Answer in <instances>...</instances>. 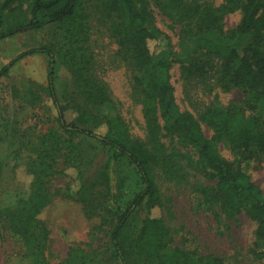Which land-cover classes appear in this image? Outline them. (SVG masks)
Here are the masks:
<instances>
[{
  "label": "trees",
  "instance_id": "obj_1",
  "mask_svg": "<svg viewBox=\"0 0 264 264\" xmlns=\"http://www.w3.org/2000/svg\"><path fill=\"white\" fill-rule=\"evenodd\" d=\"M23 1L0 3V40L27 30L59 27L70 56L67 68L72 77L67 107L56 88L53 45L21 53L0 72L8 75L18 59L33 54L45 53L49 57L47 93L59 127L42 133L36 144L25 140L24 159L16 157L14 161L25 169L30 185L3 209L11 230L23 240L29 264H50L46 254L49 230L37 217L53 200L49 183L62 173L60 165L77 173V188L69 189L65 196L83 204L88 218L99 210L112 217L104 222L108 226L104 230L107 248L103 251L107 262L224 264L221 258L180 246L167 252L174 238L161 215L162 178L178 185L193 177L198 197L211 213L227 221L246 214L256 223V242L264 246L263 192L239 173L219 149V145H226L247 161L264 156V116L259 114L264 109V0H223L220 6L199 0H169L179 9L181 20L188 21L198 50L189 66L184 65L183 73L193 78L211 77L218 92L243 95L240 100L224 104L218 93L199 116L181 111L177 104L170 71L180 59L171 49H155L162 41L161 31L155 27L153 6L148 0H35L28 15L5 26L4 13L16 11L14 5ZM87 3L94 4L110 22L109 33L119 54L136 67L135 81L144 98L148 141L136 139L125 120L119 117L113 122L102 113L113 100L108 86L94 70ZM235 12L241 14L239 24L226 29V16ZM67 109L76 113L71 122L66 120ZM204 125L212 132L210 138ZM84 142L124 156L136 167L143 189L122 209L107 199L111 194L109 161L92 176L83 169ZM177 146L193 149L197 155L184 161L172 153ZM2 168L0 161V175ZM123 184V177L118 175V192ZM68 257L71 263L84 258L79 253ZM83 262L87 263L85 259Z\"/></svg>",
  "mask_w": 264,
  "mask_h": 264
},
{
  "label": "rangeland",
  "instance_id": "obj_2",
  "mask_svg": "<svg viewBox=\"0 0 264 264\" xmlns=\"http://www.w3.org/2000/svg\"><path fill=\"white\" fill-rule=\"evenodd\" d=\"M4 1L0 0V3ZM148 1L153 6L155 27L161 31L162 41L155 45V49H171L180 59L170 71L180 110L199 116L218 93H221L219 98L224 104L242 99L240 92L222 93L215 90L217 86L211 77L193 78L183 73L184 65L189 66L191 58L198 51L188 21L181 20L182 14L169 0ZM199 1L220 6L223 0ZM34 2L24 0L20 5L15 4L16 11L4 13V25L21 21L23 14H29ZM86 8L90 16L89 44L95 57L94 70L97 77L108 86L113 100V104L104 107L102 113L113 122L119 117L125 120L136 139L148 141L143 116L144 98L135 81L136 67L130 59L125 60L119 54L118 45L109 33L110 22L96 11L94 4L87 3ZM240 20V12L227 15L226 29L235 28ZM45 45L54 46L56 88L62 103L67 106L72 93V77L67 68L70 56L59 27L51 25L1 39L0 72L21 53ZM48 74V55L37 53L18 59L8 75H0V161L3 165L0 175V264H29L25 259L23 240L11 230L3 209L11 206L15 195L27 191L30 185V177L25 169L16 166L14 161L17 158L24 159L26 153L22 146L25 140L36 144L42 133L59 127L47 93ZM259 114L264 116V109ZM65 115L68 122L76 117L72 109H67ZM204 131L210 138L212 132L205 125ZM83 149V169L89 176L96 174L109 161L111 194L108 193L107 199L114 202L115 208L122 209L142 191L143 184L138 171L126 157L112 155L102 147L86 142ZM219 149L224 157L234 163L236 170L257 185L264 195V156L247 161L240 159L238 153L226 145H219ZM172 153L184 161L197 155L193 149L180 146L173 148ZM60 169L62 173L49 183L53 200L37 217L49 230L46 248L49 263L119 264L116 261L107 262L108 256L103 254L108 240L104 232L108 226L104 222L112 217L99 210L88 218L83 204L65 196L69 189L78 186L76 171L64 165H60ZM118 175L124 179L120 192L116 188ZM195 183L193 177H188L185 183L178 185L166 178L159 180L164 201L161 215L174 238L167 252L171 253L175 246H180L203 256L221 258L224 264H264V246L256 242L255 237L256 223L244 213L236 221L218 218L199 199ZM142 215L145 213L142 212ZM72 253H79L84 258L71 263L68 256ZM84 259L87 263L83 262Z\"/></svg>",
  "mask_w": 264,
  "mask_h": 264
}]
</instances>
